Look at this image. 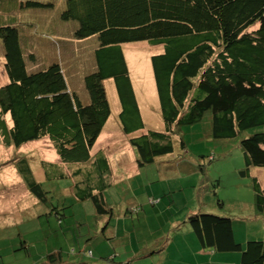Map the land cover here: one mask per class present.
Returning a JSON list of instances; mask_svg holds the SVG:
<instances>
[{"label":"trees","instance_id":"1","mask_svg":"<svg viewBox=\"0 0 264 264\" xmlns=\"http://www.w3.org/2000/svg\"><path fill=\"white\" fill-rule=\"evenodd\" d=\"M61 19L79 24L78 40L98 39L96 70L84 79L89 100L84 102L68 87L59 64L30 72L28 62L36 60L28 48L25 51L28 34L23 45L18 27H0L9 80L0 87V142L18 150L48 139L63 162L79 164L72 177L81 179L72 188L78 201H92L97 214L113 216L103 192L110 185L108 160L103 152L91 154L112 114L105 81L115 84L119 125L131 136L142 169L174 154L172 139L184 126L208 121L210 135L218 141L264 128V0H66ZM139 42L164 47L151 57V67L165 132L145 130L122 48ZM240 144L246 161L241 175L250 178L253 169H264V132L243 138ZM181 149L185 151L184 142ZM14 161L30 193L46 203L45 183L34 178L27 159ZM253 181L255 213L264 217V189L256 178ZM56 217L62 225L65 216L56 212ZM186 221L202 249L196 250L200 255L237 254L239 264H264V232L258 241L243 243L231 218L201 211ZM105 234L106 230L102 235L109 239ZM62 262V255L49 257V264Z\"/></svg>","mask_w":264,"mask_h":264},{"label":"rangeland","instance_id":"2","mask_svg":"<svg viewBox=\"0 0 264 264\" xmlns=\"http://www.w3.org/2000/svg\"><path fill=\"white\" fill-rule=\"evenodd\" d=\"M28 3L53 7L27 8ZM65 9L66 0H0V27H18L23 45L26 44L24 35L28 34L25 51L28 48L27 52L36 60L35 63L29 60L30 72L59 64L68 87L86 102L89 96L84 79L96 70L95 49L99 43L96 37L78 40L79 24L61 19ZM122 48L145 130L165 132L151 67V57L162 53L164 47L139 42ZM4 54L0 40V87L8 79ZM104 86L112 117L108 131L97 145L104 144V148L96 153L95 146L91 154L94 156L103 150L112 155V180L106 190V201L113 209V216L97 214L91 200H77L72 184L81 178H73L72 174L79 164L63 162L48 139L18 150L0 142V264H49L53 254L62 255V264H112L108 260L113 258L116 263L136 260L135 264H187L184 261L192 251L188 245L173 241L172 236L175 234L176 238L180 233H175L173 224L186 221L185 216L197 210L231 218L240 242L258 241L264 232V217L255 213L253 178L264 189V169H253L250 178L241 175L246 161L240 143L243 138L264 132V128L218 141L211 137L208 121L184 126L172 139L174 154L145 167L142 172L119 175L117 172L126 165L133 168L136 154L129 142L131 136L125 135L118 123L121 105L113 80L105 81ZM7 120L10 123V117ZM108 138L114 143L111 151L106 145ZM182 142L185 151L181 149ZM21 156L27 159L34 178L45 183L46 203L39 202L28 190L14 161ZM62 174H69L71 178H60ZM159 193L167 196H156ZM56 212L65 216L62 225ZM107 224H113L115 229L109 239L102 235ZM157 239L162 250L153 259V255L145 258L144 253L155 248ZM188 241L193 249V241Z\"/></svg>","mask_w":264,"mask_h":264},{"label":"crops","instance_id":"3","mask_svg":"<svg viewBox=\"0 0 264 264\" xmlns=\"http://www.w3.org/2000/svg\"><path fill=\"white\" fill-rule=\"evenodd\" d=\"M8 79L6 78V82L8 83ZM6 83V84H7ZM139 107H140V109H141V106H140V103H139ZM142 110V109H141ZM112 112V111H111ZM142 113V112H141ZM119 114V113H118ZM111 117H112V114H111ZM118 117H119V115H118ZM110 120V119H109ZM119 123V122H118ZM108 124H109V121H108V123H107V125L105 126V128H104V130H103V133H105L106 131H108ZM112 129V128H111ZM122 130V129H121ZM123 132V131H122ZM103 133L101 134V136H100V138H99V140H98V142H97V144H96V146L99 144V143H101L102 142V140H103ZM128 137H130V136H128ZM131 138V137H130ZM129 138V139H130ZM106 145H108V149L111 151V148L114 146V143H113V141L110 139V138H108V141L106 142ZM98 148H97V150L95 151L96 153H98L97 151L100 149V148H104V144H102V145H100V146H97ZM95 148V147H94ZM100 152H103V150L102 151H100ZM104 153V155H105V157L107 158V160H108V164H109V167H111V159H112V155H110L109 153H107V152H103ZM172 155V154H171ZM170 155V156H171ZM94 156H96V155H94ZM170 156H164V157H160V158H158L157 159V161H156V163L158 164V163H160L161 161H162V159H164L165 157H170ZM115 159H117L118 158V156L117 157H114ZM118 161V160H117ZM126 167H127V165H126ZM126 167H124V168H122V169H120L121 171H119V172H117L119 175H134L135 173H139L140 171L142 172V170L143 169H145V168H139L138 166H137V160H135V164H134V166H133V168H126ZM129 171H131V174L129 173ZM112 171H111V168H110V172H109V174L106 176V180H108L109 181V183L111 182L110 180H112V173H111ZM136 175H138V174H136ZM109 187H111V183H110V185L109 186H107L106 187V189L103 191L104 192V197L106 198V190L109 188ZM109 192V191H108ZM159 195H161L160 197H163V196H167L166 194H162V193H159L158 195H156V196H159ZM161 203H163V200H162V202ZM113 210V209H112ZM134 212H135V210H133ZM197 212H199L198 210L197 211H190L189 213H188V215L187 216H185V220H187L188 219V217H190L191 215H194L195 213H197ZM126 214L127 215H131V212L130 211H128V210H126ZM187 221L185 222V221H181V222H175L174 224H173V230H176L177 228L179 229V230H177L175 233H178V232H180L179 233V235L175 238V234L172 236V239H174L173 241H176V242H178V241H180L179 243L181 244V245H184L185 247L188 245V248H190L191 249V251L193 252V257H192V252H191V254H189V258L188 259H185V261L184 262H186L187 264H214V262H218V263H221V264H239V261L237 262V259H240V257L238 256V255H236V254H233V255H235V258H233V257H231L232 255H224V254H214L213 255V253H203V252H201V254L203 255H207V257H202V255H200V253H197V251H198V249H201L200 248V246H199V244L197 243V240H196V237L195 236H193L192 235V233H191V231H190V228H189V226H187ZM113 224H107L106 225V227H105V230H106V234H105V236L107 235V236H111L112 237V232L115 230L114 228H113V226H112ZM186 236H188L189 237V239L188 240H190L191 242L193 241V243H194V248L192 249V246H190V244H189V241L185 238ZM178 239V240H177ZM158 240L159 239H157V240H155V248L153 247V248H150V249H148V251H146L145 253H144V257L145 258H149V257H151L152 255V259L158 254V253H160V251L162 250V249H160L161 248V245L160 244H158ZM171 240V239H170ZM169 241V240H168ZM168 241H167V244H168ZM179 243H177V244H179ZM167 244H166V246H167ZM152 250V251H151ZM197 250V251H196ZM202 250V249H201ZM137 256V255H136ZM134 262L136 263V260H134Z\"/></svg>","mask_w":264,"mask_h":264}]
</instances>
